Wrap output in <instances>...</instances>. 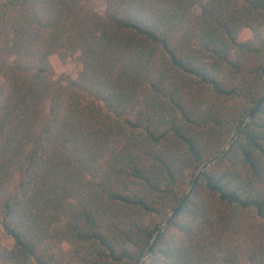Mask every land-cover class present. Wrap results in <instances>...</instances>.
<instances>
[{"label": "trees", "instance_id": "trees-1", "mask_svg": "<svg viewBox=\"0 0 264 264\" xmlns=\"http://www.w3.org/2000/svg\"><path fill=\"white\" fill-rule=\"evenodd\" d=\"M86 1L0 0V264H264V0Z\"/></svg>", "mask_w": 264, "mask_h": 264}, {"label": "rangeland", "instance_id": "rangeland-1", "mask_svg": "<svg viewBox=\"0 0 264 264\" xmlns=\"http://www.w3.org/2000/svg\"><path fill=\"white\" fill-rule=\"evenodd\" d=\"M106 7H107L106 0H87L84 3V8L86 10H90L92 12H96L99 14H104ZM200 11H201L200 6L195 7L192 11V16H195L196 14L200 13ZM263 35H264V30H263ZM253 36H254L253 32L250 29L245 28L240 32L238 38L239 40L245 41L251 39ZM55 69L58 73L66 72L76 75L79 70V65L78 64L61 65L55 63ZM0 245L9 246V247L11 246V241L9 237L2 231L1 228H0Z\"/></svg>", "mask_w": 264, "mask_h": 264}, {"label": "water", "instance_id": "water-1", "mask_svg": "<svg viewBox=\"0 0 264 264\" xmlns=\"http://www.w3.org/2000/svg\"><path fill=\"white\" fill-rule=\"evenodd\" d=\"M263 101H264V94H263V96L261 97V99L259 100V102L257 103V105H256V107H255V109H254V111L250 114V116H248V117H246V119H245V121H244V123L242 124V126H244L245 125V123L250 119V117L253 115V114H255L256 113V111L259 109V107L261 106V104L263 103ZM241 126V127H242ZM236 135H237V132H235V133H233L232 135H231V137H230V139L228 140V142L226 143V145L222 148V150L220 151V153H218L216 156H214L213 158H211L210 160H208L207 162H205L201 167H200V169L197 171V173H196V177H195V182L198 180V178H199V176L204 172V170L206 169V168H208L209 166H211L213 163H215L216 162V160L220 157V156H222L229 148H230V146H231V144H232V142H233V140L235 139V137H236ZM192 189V187H190L189 189H188V191H190ZM188 194H186V196H187ZM183 202H184V199L181 201V203L175 208V210H174V212L172 213V214H170V216L169 217H173V216H175L177 213H179V211L181 210V207H182V204H183ZM168 217V218H169ZM167 224H168V220H166V221H164L163 223H162V225H161V227H160V230H164L165 228H166V226H167ZM159 233H157V235H158ZM153 246H154V243H152V245L149 247V249L147 250V253H146V255L137 263V264H140L147 256H148V254L152 251V249H153Z\"/></svg>", "mask_w": 264, "mask_h": 264}]
</instances>
